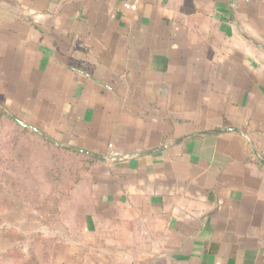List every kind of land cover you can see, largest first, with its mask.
<instances>
[{"label": "crops", "instance_id": "1", "mask_svg": "<svg viewBox=\"0 0 264 264\" xmlns=\"http://www.w3.org/2000/svg\"><path fill=\"white\" fill-rule=\"evenodd\" d=\"M0 104L66 146L152 151L96 160L54 264H264V0H0Z\"/></svg>", "mask_w": 264, "mask_h": 264}, {"label": "rangeland", "instance_id": "2", "mask_svg": "<svg viewBox=\"0 0 264 264\" xmlns=\"http://www.w3.org/2000/svg\"><path fill=\"white\" fill-rule=\"evenodd\" d=\"M7 117L0 113V264H54L63 240L50 236L63 230L64 217L76 210L62 203L66 187L79 181L87 166ZM75 196L81 201L94 194L79 188ZM55 200L62 203L57 209Z\"/></svg>", "mask_w": 264, "mask_h": 264}, {"label": "water", "instance_id": "3", "mask_svg": "<svg viewBox=\"0 0 264 264\" xmlns=\"http://www.w3.org/2000/svg\"><path fill=\"white\" fill-rule=\"evenodd\" d=\"M0 107H1L2 111L13 122H15L18 126L38 134L39 136H41L42 138H44L45 140H47L48 142H50L51 144H53V145H55L57 147H61V148L65 149V150L76 152V153H79L81 155H85V156L93 158V159H95L97 161H101V162H123V161H126L127 159H129L131 156H145V155H148L149 153H152V151H146V152L133 153V154H130L129 156L111 158V157H105V156H102V155H98L97 153H94V152L92 153L91 151L85 150L83 148L66 146V145L61 144L60 142H57L56 140H54L53 138H51L50 136L45 134L43 131H41L39 129H36V128H34V127H32V126L20 121L14 115H12L11 113L7 112L5 110V108L1 104H0ZM220 132H234V133L241 134L239 131H237L235 129H226V130H220V131H216V132H205V133L195 134V135L188 136V137H185L183 139H180L176 143H180L182 141H186V140H189V139H192V138H196V137H199V136H203V135L215 134V133H220ZM165 147H169V146H165ZM165 147H161L159 149H164Z\"/></svg>", "mask_w": 264, "mask_h": 264}, {"label": "trees", "instance_id": "4", "mask_svg": "<svg viewBox=\"0 0 264 264\" xmlns=\"http://www.w3.org/2000/svg\"><path fill=\"white\" fill-rule=\"evenodd\" d=\"M14 124L16 125V123H14ZM16 126L19 127L20 129H22L25 132H29V134H31L34 138H37L38 140H40L42 143L47 144V145L51 146L52 148H54L56 150H62L67 155L79 159L81 161V165H86L87 166L82 171H80L81 179L79 178V181H76L75 183L71 184L69 187H66V191H65L66 199L62 203L68 204L70 202L75 201L73 199L76 197L75 195L78 192L79 188L80 189L88 188V191L90 190V187L92 186L91 182H93V179L91 177V170L93 168V165H95L96 162H97L95 159L87 157L85 155H81V154L76 153V152L65 150V149H63L61 147H57V146L51 144L50 142H48L47 140H45L44 138H42L41 136H39L38 134H36V133H34L32 131H28L27 129H24V128L18 126V125H16ZM84 175H86V176H84ZM53 180H55V178H53ZM84 191H87V190H84ZM79 201H77V202H79ZM49 202H51V201H48V203ZM56 202L57 201L55 200L54 205H53L54 209H57V207H59L62 204L60 201H58V203H56Z\"/></svg>", "mask_w": 264, "mask_h": 264}, {"label": "built area", "instance_id": "5", "mask_svg": "<svg viewBox=\"0 0 264 264\" xmlns=\"http://www.w3.org/2000/svg\"><path fill=\"white\" fill-rule=\"evenodd\" d=\"M126 8H129V6H128V5H126Z\"/></svg>", "mask_w": 264, "mask_h": 264}]
</instances>
